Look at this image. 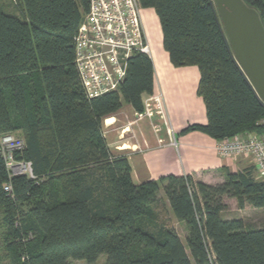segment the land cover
I'll return each mask as SVG.
<instances>
[{
	"label": "trees",
	"instance_id": "obj_1",
	"mask_svg": "<svg viewBox=\"0 0 264 264\" xmlns=\"http://www.w3.org/2000/svg\"><path fill=\"white\" fill-rule=\"evenodd\" d=\"M0 0V137L26 147L35 178L14 176L0 155V210L16 264H264V228L227 220L224 198L240 209L264 208V181L249 168L210 185L166 176L136 185L127 156L114 153L103 121L130 105L144 112L154 65L143 53L127 62L119 90L89 98L76 65L75 38L91 0ZM159 18L163 47L175 68L197 67L208 123L191 125L218 142L261 134L264 108L233 61L209 0H138ZM264 26V0H243ZM20 11V12H19ZM20 15V16H19ZM12 187V193L5 186ZM169 209L187 230L155 224ZM157 213V214H156Z\"/></svg>",
	"mask_w": 264,
	"mask_h": 264
},
{
	"label": "crops",
	"instance_id": "obj_2",
	"mask_svg": "<svg viewBox=\"0 0 264 264\" xmlns=\"http://www.w3.org/2000/svg\"><path fill=\"white\" fill-rule=\"evenodd\" d=\"M142 22L155 71L153 94L143 96V113L124 104L119 112L103 121L110 149L130 160L133 182L141 185L174 175L193 176L197 181L213 185L224 182L221 173L224 168L233 173L248 168L255 170L250 158L221 157L217 151L219 142L207 134L184 132L191 125L208 123L205 103L198 95L200 72L197 67L175 68L171 64L163 47L160 21L153 9H142ZM152 25L157 34L153 46L148 32ZM147 108L151 115L139 118ZM166 123L177 145L171 143ZM213 173L221 176H212Z\"/></svg>",
	"mask_w": 264,
	"mask_h": 264
},
{
	"label": "built area",
	"instance_id": "obj_3",
	"mask_svg": "<svg viewBox=\"0 0 264 264\" xmlns=\"http://www.w3.org/2000/svg\"><path fill=\"white\" fill-rule=\"evenodd\" d=\"M138 0H91L75 38L76 65L84 90L89 98H98L119 90L126 77L127 62L134 53L149 57V43L141 20ZM162 112V110H159ZM150 110L139 118L150 116ZM261 134H246L221 141L217 151L223 158H250L253 160L257 180L264 181V119L259 123ZM171 143L172 130L166 123ZM26 147L25 141L15 135L0 137V155L11 177L27 176L34 179L31 162L17 159L16 153ZM12 193L10 185L5 186Z\"/></svg>",
	"mask_w": 264,
	"mask_h": 264
},
{
	"label": "water",
	"instance_id": "obj_4",
	"mask_svg": "<svg viewBox=\"0 0 264 264\" xmlns=\"http://www.w3.org/2000/svg\"><path fill=\"white\" fill-rule=\"evenodd\" d=\"M227 49L264 108V26L243 0H209Z\"/></svg>",
	"mask_w": 264,
	"mask_h": 264
},
{
	"label": "rangeland",
	"instance_id": "obj_5",
	"mask_svg": "<svg viewBox=\"0 0 264 264\" xmlns=\"http://www.w3.org/2000/svg\"><path fill=\"white\" fill-rule=\"evenodd\" d=\"M3 4L11 13H17L16 7H14V2L12 0H3ZM20 12V11H19ZM20 16V15H19ZM149 39L152 46L156 41L157 34L154 31L153 25L151 28H148ZM18 136V134H17ZM16 136V137H17ZM249 169V168H248ZM222 176H225L222 172ZM212 176H221L219 173H213ZM216 185V184H213ZM164 203L166 204L165 210L156 209L157 222L155 224L165 225L169 228H174L183 243L186 245L187 230L184 223L178 222L175 217L172 215L168 201L164 198V194H161ZM224 203L226 205V210L223 212L222 217L227 220L232 219H242L247 227V229H260L264 228V208L257 209L251 206H247L245 209H240L235 199L224 198ZM107 256L102 255L95 264H106ZM0 264H16L15 256L13 251L8 248L7 243V229L5 224V216L0 210ZM71 264H87L84 261H71Z\"/></svg>",
	"mask_w": 264,
	"mask_h": 264
},
{
	"label": "bare ground",
	"instance_id": "obj_6",
	"mask_svg": "<svg viewBox=\"0 0 264 264\" xmlns=\"http://www.w3.org/2000/svg\"><path fill=\"white\" fill-rule=\"evenodd\" d=\"M141 20H142V10H141ZM143 23V22H142ZM147 37V36H146ZM148 40V39H147ZM149 43V42H148ZM149 54H150V56H151V48H150V46H149Z\"/></svg>",
	"mask_w": 264,
	"mask_h": 264
}]
</instances>
